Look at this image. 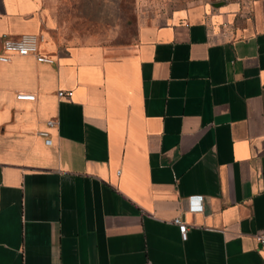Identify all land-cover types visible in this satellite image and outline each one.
Wrapping results in <instances>:
<instances>
[{
  "label": "crops",
  "instance_id": "obj_1",
  "mask_svg": "<svg viewBox=\"0 0 264 264\" xmlns=\"http://www.w3.org/2000/svg\"><path fill=\"white\" fill-rule=\"evenodd\" d=\"M123 1L0 0V264H264V0Z\"/></svg>",
  "mask_w": 264,
  "mask_h": 264
},
{
  "label": "built area",
  "instance_id": "obj_2",
  "mask_svg": "<svg viewBox=\"0 0 264 264\" xmlns=\"http://www.w3.org/2000/svg\"><path fill=\"white\" fill-rule=\"evenodd\" d=\"M38 36L36 33L24 32L16 37H4L0 44V60H6L10 54H33L37 60L50 61V57L41 54L37 50ZM70 89H57L56 94L58 96H70ZM15 97L18 99L31 100L34 98L32 92L18 91L15 93ZM54 120L51 118L46 119V125L53 124ZM39 133L43 136L44 143L49 142L48 133L46 130H39ZM172 221L177 224L178 230L181 237L185 236V223L179 215L172 218ZM255 239L257 242V250L264 254V228L258 230L255 234ZM264 262V260H263Z\"/></svg>",
  "mask_w": 264,
  "mask_h": 264
},
{
  "label": "rangeland",
  "instance_id": "obj_3",
  "mask_svg": "<svg viewBox=\"0 0 264 264\" xmlns=\"http://www.w3.org/2000/svg\"><path fill=\"white\" fill-rule=\"evenodd\" d=\"M225 1L228 0H127V1H123V5L125 3L126 4L125 10L128 13H131L133 7H137V5L139 6L140 4L141 5L152 4L156 6H162V5L176 6L179 4H186L189 2H200V3H206L208 6H210L213 2H225ZM237 1L248 2L250 0H237ZM100 32L103 33V30H100Z\"/></svg>",
  "mask_w": 264,
  "mask_h": 264
}]
</instances>
